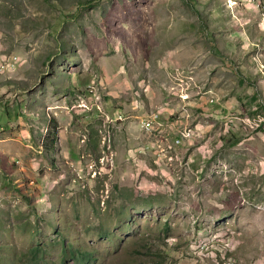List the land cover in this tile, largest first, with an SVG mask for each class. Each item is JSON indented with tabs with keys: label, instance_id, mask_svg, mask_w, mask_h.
<instances>
[{
	"label": "rangeland",
	"instance_id": "374dc122",
	"mask_svg": "<svg viewBox=\"0 0 264 264\" xmlns=\"http://www.w3.org/2000/svg\"><path fill=\"white\" fill-rule=\"evenodd\" d=\"M35 247L264 264V0H0V264Z\"/></svg>",
	"mask_w": 264,
	"mask_h": 264
},
{
	"label": "trees",
	"instance_id": "16d2710c",
	"mask_svg": "<svg viewBox=\"0 0 264 264\" xmlns=\"http://www.w3.org/2000/svg\"><path fill=\"white\" fill-rule=\"evenodd\" d=\"M30 254L32 255L31 258L28 259L29 263L31 264H39V258H43V253L39 249V247H35L31 250ZM78 257V252H76Z\"/></svg>",
	"mask_w": 264,
	"mask_h": 264
},
{
	"label": "crops",
	"instance_id": "0c3cea01",
	"mask_svg": "<svg viewBox=\"0 0 264 264\" xmlns=\"http://www.w3.org/2000/svg\"><path fill=\"white\" fill-rule=\"evenodd\" d=\"M61 130H62L61 128L58 129V135L60 134V135H59V136H60V141H61V137L63 136V134H62V136H61V132H62ZM64 134H65V133H64ZM76 150H78V149H76ZM71 151H73L72 148L64 149V150H63L64 153H62V155H64V154H68L67 156H72L71 153H70ZM69 153H70V154H69ZM67 156H66V158H67ZM77 161H78V160H77Z\"/></svg>",
	"mask_w": 264,
	"mask_h": 264
},
{
	"label": "bare ground",
	"instance_id": "6f19581e",
	"mask_svg": "<svg viewBox=\"0 0 264 264\" xmlns=\"http://www.w3.org/2000/svg\"><path fill=\"white\" fill-rule=\"evenodd\" d=\"M216 102V101H215ZM157 115V114H156ZM175 115V114H174ZM156 117V116H155ZM173 124V123H172ZM193 126V125H192ZM183 129H185L184 127H182ZM187 128V127H186ZM155 130V129H154ZM157 130V129H156ZM148 132V131H146ZM154 132V131H153ZM152 133V132H151ZM189 134V133H188ZM191 134V133H190ZM192 135V134H191ZM188 137V136H187ZM170 143V142H169ZM178 148V147H177ZM173 164V163H172Z\"/></svg>",
	"mask_w": 264,
	"mask_h": 264
}]
</instances>
